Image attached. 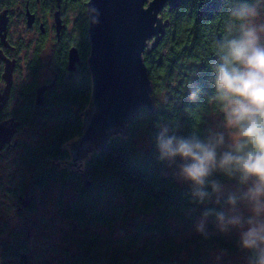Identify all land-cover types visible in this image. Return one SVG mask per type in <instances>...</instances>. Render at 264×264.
Listing matches in <instances>:
<instances>
[{
  "label": "trees",
  "instance_id": "trees-1",
  "mask_svg": "<svg viewBox=\"0 0 264 264\" xmlns=\"http://www.w3.org/2000/svg\"><path fill=\"white\" fill-rule=\"evenodd\" d=\"M88 1H84L83 6L76 2L82 16L79 34L74 33L81 40L77 42L85 47L86 60L91 52L86 7ZM225 11V0H181L179 7L173 11L166 9L164 16L169 22L166 33L159 45L149 49L144 55L153 84L157 113L151 115L145 108L141 109L129 126L127 134L112 135L107 144L87 160L88 179L85 185L88 181L91 185L83 195L88 206L86 209L80 203L74 206L72 219L86 225H108L111 220L99 208L109 196L125 198L129 207L134 205L138 211L153 215L154 219L141 232L152 233L156 238L144 242L133 254L130 249L138 246L141 240H131L128 249L114 250L109 254L106 258L107 264H207L202 258H198V248L191 250L188 243L177 245L172 240H161L173 232V226H169L172 220L179 221L183 228L190 229L204 209L190 203L187 186L178 184L165 174V166L156 158L155 124L158 121L174 122L184 132L195 126L200 129L207 127L206 119L213 113L214 106L208 97H203L198 105L189 103L186 89L192 78V71L203 72L214 59L215 41L221 34ZM197 82L204 84L210 92L207 89V74H202ZM66 96L70 97L69 102L73 109H65L63 117L57 118L60 126L55 140L58 139L42 155V167L47 161L52 164L49 171L44 172L49 183L77 182L81 177H76L71 170L59 174L55 163L73 160L76 156V153L74 155L73 151L64 148L63 144L84 133V119L92 100V76L89 67L83 81L75 83ZM69 131L71 135L66 138ZM139 135H146L152 147L140 148ZM88 238L86 245L81 243L80 254L72 264H99L102 250L100 245L103 241L99 236L95 238L90 234ZM184 252L188 253V257H183ZM132 258L134 260L131 261Z\"/></svg>",
  "mask_w": 264,
  "mask_h": 264
},
{
  "label": "clouds",
  "instance_id": "clouds-1",
  "mask_svg": "<svg viewBox=\"0 0 264 264\" xmlns=\"http://www.w3.org/2000/svg\"><path fill=\"white\" fill-rule=\"evenodd\" d=\"M215 56L193 70L187 100L208 97L215 121L184 132L158 121L157 160L189 189L190 203L204 211L192 231L209 240V227L235 234L241 264H264V0H225ZM207 74V89L197 82ZM193 77L197 79H193ZM231 251L217 248L213 264H227Z\"/></svg>",
  "mask_w": 264,
  "mask_h": 264
},
{
  "label": "flooded vegetation",
  "instance_id": "flooded-vegetation-1",
  "mask_svg": "<svg viewBox=\"0 0 264 264\" xmlns=\"http://www.w3.org/2000/svg\"><path fill=\"white\" fill-rule=\"evenodd\" d=\"M76 2L0 0V264H48L58 259L59 263L72 264L81 243L86 245L89 239V234L78 235L86 233V224L72 219L73 209L66 210L63 215L69 225L76 222L72 225L79 239L74 241L75 234H64L74 247L69 244L58 257L50 245L53 230L43 231L42 236L36 201L39 188L50 184L44 173L49 171V162L42 167V155L58 139L57 118L63 117L65 109H73L66 93L83 81L89 67L85 47L77 42L81 40L72 26ZM73 50L78 61L71 72ZM69 135L71 131L66 138ZM78 138L81 136L70 138L63 147L71 151ZM74 158L79 159L77 153ZM71 161H60L66 166L57 172L71 170L76 177L81 176L78 181L52 182L65 188L72 185L78 195L76 205L86 209L83 194L88 188V167L83 164L84 168L72 170ZM42 240L47 248L40 246Z\"/></svg>",
  "mask_w": 264,
  "mask_h": 264
},
{
  "label": "water",
  "instance_id": "water-1",
  "mask_svg": "<svg viewBox=\"0 0 264 264\" xmlns=\"http://www.w3.org/2000/svg\"><path fill=\"white\" fill-rule=\"evenodd\" d=\"M180 3L181 0L87 2L92 100L84 119V133L72 143L71 151L79 157H73L72 169L84 168L85 160L105 146L112 135L127 134L141 109L151 115L157 113L144 55L157 47L166 33V9L173 11ZM77 61V51L73 50L71 72L75 71ZM55 165L59 169L66 166L60 162ZM90 185L88 181L87 186Z\"/></svg>",
  "mask_w": 264,
  "mask_h": 264
},
{
  "label": "rangeland",
  "instance_id": "rangeland-1",
  "mask_svg": "<svg viewBox=\"0 0 264 264\" xmlns=\"http://www.w3.org/2000/svg\"><path fill=\"white\" fill-rule=\"evenodd\" d=\"M84 1L86 0H78L77 5L83 6V4L85 3ZM77 5L72 8L71 17L73 18V29L79 34L81 28L79 22L82 15H80V12L78 11V9L80 8ZM215 119L216 118L213 113L208 116L206 119L207 126L213 123ZM138 140V146H140V148H142V146H145L146 148L152 147V143L147 139L146 135L140 136ZM95 152L97 151H94L93 154ZM87 160H85V164L87 163ZM51 166L52 165L49 162L48 168L50 169ZM56 166L58 167V165ZM62 167L60 168L62 169ZM165 174L172 177V170L165 167ZM58 183L51 182L46 188H39V190L37 191L36 201L39 202L37 215L40 216L42 222V236L44 235L43 231H47V229L53 230L54 237L50 240V245L55 248L53 252L56 253L58 257H61L63 253L62 250L66 246H69V244L72 245V242H68L63 238L64 234L68 236L75 234L72 224L76 223L73 220L70 221L69 225L63 214L66 210L75 208L74 206L77 204L78 195L72 185L65 188ZM101 206L102 207L99 208V211L105 212L107 219L111 220L109 224L86 225V233L78 234L80 237L86 236L87 234H90V236H93L95 238L99 236L103 241L100 245L102 250L101 255L99 256V264H107L108 260L106 258L114 250L117 251L128 249V244L131 240H141L138 246L130 249V253L133 254L136 248L143 246L144 242L152 241L157 237L149 232H141V230L146 225L154 222L153 215L138 211L134 207V205L129 207L126 203L125 198L119 197L117 199V196H109V199H105ZM117 208L119 213H117ZM178 223L180 224L179 221L172 220L169 223V226H173V232L169 235H166L161 240H172L177 243V245L188 243L190 244L191 250H193L194 247L198 248L200 252L198 254V258H202L207 264H213L212 253L215 249L226 248L229 249L232 253L231 259L229 262H227V264H241L240 253L236 250L235 247V234H232L230 236L221 235L215 230L214 226L210 225L209 231L211 233V238L209 240H204L200 236L196 235L192 231V228L185 229L183 228L182 224L179 225ZM79 236L75 234L74 241L79 239ZM231 245L233 247H230ZM40 246L42 248L48 247L47 244L43 242V240L41 241ZM183 257H188V253L184 252ZM60 260L61 259H58L55 263L48 264H70L59 263ZM132 260L134 259L132 258L131 261Z\"/></svg>",
  "mask_w": 264,
  "mask_h": 264
}]
</instances>
